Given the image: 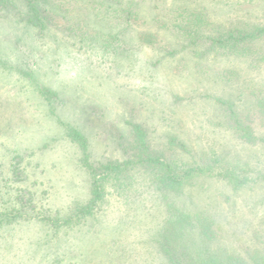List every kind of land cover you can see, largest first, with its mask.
Wrapping results in <instances>:
<instances>
[{
  "label": "rangeland",
  "instance_id": "obj_1",
  "mask_svg": "<svg viewBox=\"0 0 264 264\" xmlns=\"http://www.w3.org/2000/svg\"><path fill=\"white\" fill-rule=\"evenodd\" d=\"M62 1L42 29L0 10V264H204L264 247V63L215 41L264 22V0ZM144 141L222 176L173 190L136 163L95 198L102 164Z\"/></svg>",
  "mask_w": 264,
  "mask_h": 264
},
{
  "label": "trees",
  "instance_id": "obj_2",
  "mask_svg": "<svg viewBox=\"0 0 264 264\" xmlns=\"http://www.w3.org/2000/svg\"><path fill=\"white\" fill-rule=\"evenodd\" d=\"M16 2H21L22 7H17ZM63 2L62 0H0V10H13L17 14H20L26 23H30L40 29L46 26V20L44 17L50 13L55 12L58 5ZM68 7H66L67 9ZM128 16V15H127ZM242 32L238 33L235 38L230 34L227 36L225 40L219 39L215 40L218 43H230L231 45H235V42L242 43L245 47L241 46L240 51H245L247 56L250 57L256 63L263 62L264 63V22H256L251 23L248 26L240 29ZM213 42V41H212ZM259 102L264 103V99H259ZM259 105V104H257ZM77 137H81L78 134V131L74 130ZM142 132V131H141ZM143 134V132H142ZM144 135V134H143ZM245 137L250 138L248 134ZM142 143V142H141ZM136 158H128L121 163L119 162H107L103 163L101 168L103 170V175L97 176L95 173V177L93 179L94 185V197L99 198L101 196L100 191V180L102 178H114L113 183H117V178L120 173L127 174L133 167H135L136 163L144 167H153L156 172L152 169L154 177L153 180L159 182V184L164 186H170L171 189L176 190L182 186V182L184 178H193L202 174H208L213 176H222L221 172L214 171L210 167L206 166H186L184 170H177V166L171 164V162L161 155H152L150 152H147L146 142L141 145V151L138 152ZM234 185H242L239 181L237 182V178L232 175L224 176ZM168 187V188H170ZM91 208V206L86 209ZM233 257L232 259H215L210 255L205 256L204 264H264V247H252L246 248L241 253H230ZM214 259V260H213Z\"/></svg>",
  "mask_w": 264,
  "mask_h": 264
}]
</instances>
